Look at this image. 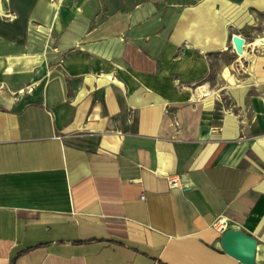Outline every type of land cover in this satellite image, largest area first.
Here are the masks:
<instances>
[{
  "label": "crops",
  "instance_id": "crops-1",
  "mask_svg": "<svg viewBox=\"0 0 264 264\" xmlns=\"http://www.w3.org/2000/svg\"><path fill=\"white\" fill-rule=\"evenodd\" d=\"M218 220L264 264V0H0V264H242Z\"/></svg>",
  "mask_w": 264,
  "mask_h": 264
},
{
  "label": "water",
  "instance_id": "water-1",
  "mask_svg": "<svg viewBox=\"0 0 264 264\" xmlns=\"http://www.w3.org/2000/svg\"><path fill=\"white\" fill-rule=\"evenodd\" d=\"M232 43L237 55L243 53L244 39L232 37ZM223 251L242 264H255L257 240L248 233L234 228L224 229L220 238Z\"/></svg>",
  "mask_w": 264,
  "mask_h": 264
},
{
  "label": "rangeland",
  "instance_id": "rangeland-1",
  "mask_svg": "<svg viewBox=\"0 0 264 264\" xmlns=\"http://www.w3.org/2000/svg\"><path fill=\"white\" fill-rule=\"evenodd\" d=\"M240 56H242V55H239V56L237 54L231 55V57L229 59L230 60V67H228V69H222L221 67L214 65L212 72L210 74V77H209V79L211 81L212 90H219L221 87H223L225 85L223 83L221 75H223L224 77H227V79L230 77L229 82L235 83V78L233 76L238 74L240 71H242V69H244L243 68L244 66H243V64H241V60L239 58ZM225 63H227L226 60H225ZM206 90H208L207 85H206Z\"/></svg>",
  "mask_w": 264,
  "mask_h": 264
},
{
  "label": "built area",
  "instance_id": "built-area-1",
  "mask_svg": "<svg viewBox=\"0 0 264 264\" xmlns=\"http://www.w3.org/2000/svg\"><path fill=\"white\" fill-rule=\"evenodd\" d=\"M168 184H169V186L170 187H179V186H181V182L179 181V179L178 178H176V177H170V178H168ZM217 224H219V228H221V230H224L225 229V222H224V220H218L217 221Z\"/></svg>",
  "mask_w": 264,
  "mask_h": 264
},
{
  "label": "bare ground",
  "instance_id": "bare-ground-1",
  "mask_svg": "<svg viewBox=\"0 0 264 264\" xmlns=\"http://www.w3.org/2000/svg\"><path fill=\"white\" fill-rule=\"evenodd\" d=\"M235 36V35H234ZM242 55V54H241Z\"/></svg>",
  "mask_w": 264,
  "mask_h": 264
}]
</instances>
